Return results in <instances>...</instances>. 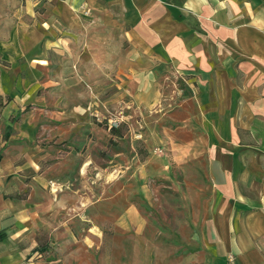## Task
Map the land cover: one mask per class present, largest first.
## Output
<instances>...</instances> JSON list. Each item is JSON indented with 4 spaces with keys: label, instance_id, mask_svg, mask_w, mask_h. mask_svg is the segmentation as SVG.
<instances>
[{
    "label": "rangeland",
    "instance_id": "1",
    "mask_svg": "<svg viewBox=\"0 0 264 264\" xmlns=\"http://www.w3.org/2000/svg\"><path fill=\"white\" fill-rule=\"evenodd\" d=\"M111 14L84 15L92 30L57 42L34 98L8 117V138L36 150L6 178L19 206L0 234L25 264H201L189 201L208 197L209 177L184 175L167 148L186 85L168 64L137 60L125 16Z\"/></svg>",
    "mask_w": 264,
    "mask_h": 264
},
{
    "label": "crops",
    "instance_id": "2",
    "mask_svg": "<svg viewBox=\"0 0 264 264\" xmlns=\"http://www.w3.org/2000/svg\"><path fill=\"white\" fill-rule=\"evenodd\" d=\"M114 8L137 60L168 64L186 85L167 148L184 175L209 177L208 197L200 188L189 201L201 264H264V0H0V96L10 98L0 113V231L19 206L6 178L36 150H24L25 135L8 138V117L34 98L57 42L92 30L84 15L106 20ZM24 254L0 234V264H25Z\"/></svg>",
    "mask_w": 264,
    "mask_h": 264
},
{
    "label": "trees",
    "instance_id": "3",
    "mask_svg": "<svg viewBox=\"0 0 264 264\" xmlns=\"http://www.w3.org/2000/svg\"><path fill=\"white\" fill-rule=\"evenodd\" d=\"M10 100L9 97H6L5 100L3 101L2 97L0 96V107L1 106H4L5 104H7V102ZM18 119V116H14L11 120L12 121H15ZM37 249L36 248H33L32 249V252L36 251ZM41 250H44V248H41Z\"/></svg>",
    "mask_w": 264,
    "mask_h": 264
}]
</instances>
